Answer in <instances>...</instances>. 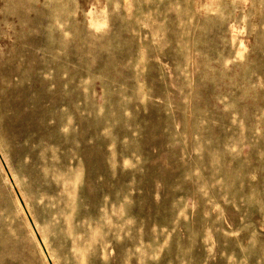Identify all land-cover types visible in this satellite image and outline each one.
<instances>
[{"label": "rangeland", "instance_id": "1", "mask_svg": "<svg viewBox=\"0 0 264 264\" xmlns=\"http://www.w3.org/2000/svg\"><path fill=\"white\" fill-rule=\"evenodd\" d=\"M264 264V0H0V264Z\"/></svg>", "mask_w": 264, "mask_h": 264}, {"label": "water", "instance_id": "2", "mask_svg": "<svg viewBox=\"0 0 264 264\" xmlns=\"http://www.w3.org/2000/svg\"><path fill=\"white\" fill-rule=\"evenodd\" d=\"M14 191H15V193H16V195H17V198H18V200H19V203H20L21 207L23 208V211H24V213H25V215H26V217H27V220H28V222H29V224H30V226H31V228H32V230H33V232H34V234H35L36 239H37L39 245L41 246V249H42L43 253H44L45 256L47 257L46 250H45V248H44V246H43V243H42V241H41V239H40V237H39V235H38V233H37V231H36V229H35V226H34V224H33V221H32V219L30 218V216H29V214H28V212H27V210H26V208H25V205H24L22 199L20 198L19 193H18L17 190L15 189V187H14ZM47 261H48V264H52L48 257H47Z\"/></svg>", "mask_w": 264, "mask_h": 264}]
</instances>
